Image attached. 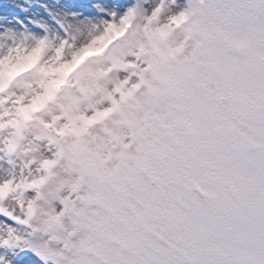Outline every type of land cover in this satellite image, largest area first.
Masks as SVG:
<instances>
[{"label":"snow or ice","instance_id":"obj_1","mask_svg":"<svg viewBox=\"0 0 264 264\" xmlns=\"http://www.w3.org/2000/svg\"><path fill=\"white\" fill-rule=\"evenodd\" d=\"M0 264H264V0H0Z\"/></svg>","mask_w":264,"mask_h":264}]
</instances>
